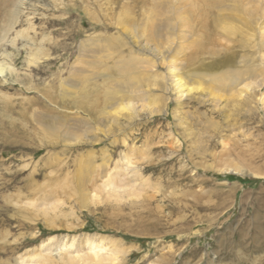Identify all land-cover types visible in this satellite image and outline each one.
I'll return each instance as SVG.
<instances>
[{
	"label": "rangeland",
	"instance_id": "374dc122",
	"mask_svg": "<svg viewBox=\"0 0 264 264\" xmlns=\"http://www.w3.org/2000/svg\"><path fill=\"white\" fill-rule=\"evenodd\" d=\"M91 243L264 264V0H0V264Z\"/></svg>",
	"mask_w": 264,
	"mask_h": 264
},
{
	"label": "bare ground",
	"instance_id": "6f19581e",
	"mask_svg": "<svg viewBox=\"0 0 264 264\" xmlns=\"http://www.w3.org/2000/svg\"><path fill=\"white\" fill-rule=\"evenodd\" d=\"M180 83L178 87L181 88V90H189V88L184 87L183 82H180L179 80L177 81ZM183 88V89H182ZM235 172V170H233ZM97 244V243H96ZM106 250V251H105ZM81 251V252H73L74 255H68V258L65 259V262L67 263H82L85 264L87 262H96L98 264H103V263H110V264H115L118 261V256L113 255V252H110L107 250V248H102L98 245H94L91 243V245L88 246L87 251ZM115 254V252H114ZM38 257V256H37ZM41 257V256H40ZM61 258V257H59ZM37 260V259H36ZM33 256H30L24 260H22V264H40L38 261H36ZM34 261V262H33ZM20 263V262H19Z\"/></svg>",
	"mask_w": 264,
	"mask_h": 264
}]
</instances>
